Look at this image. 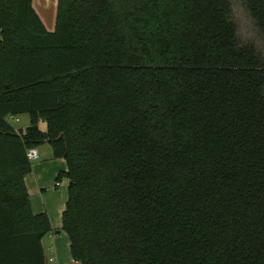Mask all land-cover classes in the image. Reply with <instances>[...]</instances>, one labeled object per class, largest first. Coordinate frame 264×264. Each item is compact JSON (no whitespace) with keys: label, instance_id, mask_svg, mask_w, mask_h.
Returning <instances> with one entry per match:
<instances>
[{"label":"trees","instance_id":"16d2710c","mask_svg":"<svg viewBox=\"0 0 264 264\" xmlns=\"http://www.w3.org/2000/svg\"><path fill=\"white\" fill-rule=\"evenodd\" d=\"M56 20L0 0V264H46L44 143L75 261L264 264V0H58Z\"/></svg>","mask_w":264,"mask_h":264},{"label":"crops","instance_id":"0c3cea01","mask_svg":"<svg viewBox=\"0 0 264 264\" xmlns=\"http://www.w3.org/2000/svg\"><path fill=\"white\" fill-rule=\"evenodd\" d=\"M54 3L52 0H33V5L39 15L41 16L47 30H52L48 27L47 20L52 23L51 16L47 14L48 8L50 5ZM47 14V16L45 15ZM47 18V20H46ZM19 118L18 121L13 120L12 123L17 128H26L30 124V119L28 114H22L17 116ZM44 123H41V128L44 129ZM39 149V148H38ZM40 150V149H39ZM40 152V151H39ZM33 162V161H32ZM62 163H53V160L43 161L37 165H32V171L26 177V183L30 192V200L31 206L35 213L39 212H47L50 216L51 223H52V232L44 237L43 239V246L46 255V264H82L81 262L75 261L71 256V249H70V239L68 234L62 229V214L64 211V206L61 208V212L57 213L54 206L50 203H44V196L46 194L47 188H51L53 185L55 188H58L59 185L61 186V181L52 182L51 179H45L43 173L41 171L48 170L49 176L53 172L55 175V179L57 175L61 172L67 170L66 168L62 167ZM59 167L61 169H59ZM57 172V173H56ZM69 185V181H68ZM48 186V187H46Z\"/></svg>","mask_w":264,"mask_h":264},{"label":"rangeland","instance_id":"374dc122","mask_svg":"<svg viewBox=\"0 0 264 264\" xmlns=\"http://www.w3.org/2000/svg\"><path fill=\"white\" fill-rule=\"evenodd\" d=\"M52 2L54 3L53 5H50V7L48 8V12L47 14L49 16H51L52 19V23L49 22V20H47V24L48 27H50L52 30L50 31H54L56 28V22H57V7H58V0H52ZM47 14H45L47 16ZM48 17V16H47ZM45 127V125H44ZM40 150V158H38L37 160L32 162V165H37L40 162L43 161H49V160H53V163H62V167L66 168V160L65 159H57L53 157V153H52V148L48 143H44L41 144L38 147ZM59 169H61L59 167ZM59 172H61V170H59ZM44 174L45 179H47V183L49 182L48 179H51L52 182L55 183L56 179L54 178L56 174H53V172L50 174L48 173V170H44L43 172L41 171V174ZM57 173V172H56ZM61 186L59 185L58 188H55V186L53 185L51 188H47L46 194L44 196V203L46 204H51L52 206H54L55 210L57 213L61 212V208L64 206H66V202H67V198H68V179L67 177H63L61 179ZM48 187V186H46Z\"/></svg>","mask_w":264,"mask_h":264},{"label":"built area","instance_id":"2783aa9c","mask_svg":"<svg viewBox=\"0 0 264 264\" xmlns=\"http://www.w3.org/2000/svg\"><path fill=\"white\" fill-rule=\"evenodd\" d=\"M8 118H9V120H16V121L19 120V118L18 117H15V116H9ZM24 132H25V130H24ZM27 155H28V158L31 161H35L38 158H40V152H39L38 147H31V148H29L27 150Z\"/></svg>","mask_w":264,"mask_h":264}]
</instances>
